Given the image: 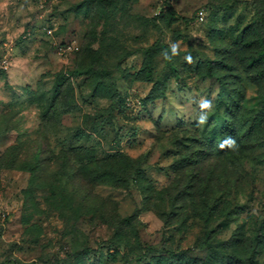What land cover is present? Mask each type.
<instances>
[{
	"label": "rangeland",
	"instance_id": "rangeland-1",
	"mask_svg": "<svg viewBox=\"0 0 264 264\" xmlns=\"http://www.w3.org/2000/svg\"><path fill=\"white\" fill-rule=\"evenodd\" d=\"M90 1L0 0V264H264V0Z\"/></svg>",
	"mask_w": 264,
	"mask_h": 264
},
{
	"label": "trees",
	"instance_id": "trees-1",
	"mask_svg": "<svg viewBox=\"0 0 264 264\" xmlns=\"http://www.w3.org/2000/svg\"><path fill=\"white\" fill-rule=\"evenodd\" d=\"M90 2L95 3L97 6H100L102 4H106V0H91ZM92 53H97V51L92 52ZM151 62H149L148 64V70L145 71V73L147 74V76H149L150 72H151ZM105 72V71H104ZM103 71H99L95 68V66L93 65V63H89L88 65H84V66H78L76 67L72 72H70L68 74L69 79L70 78H77L79 76H88V77H94L95 79H112L110 76L107 75V73H104ZM57 79H66L65 77H59ZM68 79V78H67ZM150 80V79H147ZM59 82V81H58ZM62 82V81H61ZM114 83V82H113ZM60 83H58L57 86H59L60 89ZM112 82H101V83H97L96 88L95 89H99L100 90V96H106L109 99H111L112 101L114 100V96H118V92L115 88H113ZM60 95V90H56L52 99H51V105L49 106L50 110H46L44 112V120H46V122L48 121H53V119L55 118V112H56V108H57V100L59 98ZM262 101L263 104L261 105V109L260 110H264V94L262 95ZM59 104V103H58ZM52 106V107H51ZM65 106V105H63ZM218 136H219V142H222L225 138V136H234L235 135V128L233 127V123L230 122V124L227 127H224L223 129H219V131L217 132ZM80 137H82V134L80 135ZM226 140V138H225ZM74 149V148H73ZM73 149H70L73 150ZM74 152L77 150H73ZM82 154H80L78 156L81 157V159H87L90 160V156L88 154V149H83ZM119 157H121V159L125 162V163H132V160L129 159L128 157H124L122 155H120ZM38 163L34 162V163H27L24 167L25 170H28L29 172H33V170L35 168H37ZM115 176L119 177L121 176V174H115ZM236 238H234L235 240ZM236 241V240H235ZM233 244V243H232ZM234 245V244H233ZM233 245H229L230 249H233ZM153 251L154 249L151 248H147L145 249L141 254H139L135 259L134 262L136 264H142L144 262V260H148L152 258V263L151 264H213V262H211L210 260H206L203 257H192V256H188L186 254V251H180V252H173L170 253L169 256H160L158 258H153ZM244 252V251H243ZM234 251H232L228 257H230L231 261H235L236 264H251V248H248V250L244 253H240L237 252L238 254H233ZM215 259V258H214ZM124 260H126L125 256H124Z\"/></svg>",
	"mask_w": 264,
	"mask_h": 264
},
{
	"label": "clouds",
	"instance_id": "clouds-1",
	"mask_svg": "<svg viewBox=\"0 0 264 264\" xmlns=\"http://www.w3.org/2000/svg\"><path fill=\"white\" fill-rule=\"evenodd\" d=\"M202 107H210V101H204Z\"/></svg>",
	"mask_w": 264,
	"mask_h": 264
}]
</instances>
